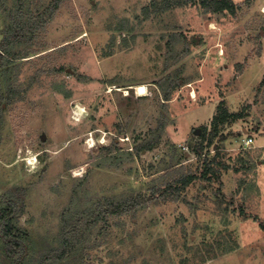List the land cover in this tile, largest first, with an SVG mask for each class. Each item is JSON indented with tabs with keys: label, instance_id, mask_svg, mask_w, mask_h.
I'll return each mask as SVG.
<instances>
[{
	"label": "rangeland",
	"instance_id": "1",
	"mask_svg": "<svg viewBox=\"0 0 264 264\" xmlns=\"http://www.w3.org/2000/svg\"><path fill=\"white\" fill-rule=\"evenodd\" d=\"M168 1L63 0L43 46L9 67L22 94L0 113V211L10 204L18 216L21 264H42L60 245L67 214L149 197L189 171L198 179L181 195L100 223L86 248L59 264H264V0H232L235 15L207 12L200 0L168 9ZM6 22L0 8V43ZM175 76L166 102L157 83L169 91ZM0 81L5 94V75ZM221 105L241 117L221 124L209 146ZM248 136L256 148H245ZM145 139L155 147L136 155ZM202 142L212 180L201 177ZM0 264H20L1 236Z\"/></svg>",
	"mask_w": 264,
	"mask_h": 264
},
{
	"label": "trees",
	"instance_id": "2",
	"mask_svg": "<svg viewBox=\"0 0 264 264\" xmlns=\"http://www.w3.org/2000/svg\"><path fill=\"white\" fill-rule=\"evenodd\" d=\"M63 0H53L52 4L45 11L41 12L40 9L32 10L31 0H13V4H10V0H0V8L5 13L9 22L5 23L3 34L4 38L0 43V79L1 75L6 77L7 92H2V86L0 81V113L3 110L5 102L13 103L17 98L21 97L22 90L19 91L20 85L10 83L7 80V73L11 65L21 59L29 57V53L36 51L34 46L42 47L39 44L41 37L45 35L50 22L55 17L57 11L61 8ZM201 5L205 8V11H213L224 13L228 11L230 14L235 15L236 6L232 0H200ZM177 5L176 0L168 1L165 8ZM163 7V9H165ZM37 43L39 45H37ZM27 45V49L23 50V46ZM167 84H169V91H166L163 83H157L160 90L163 91L164 101L169 102L171 95L178 88L180 80L177 76L169 77ZM1 117V114H0ZM230 117H241L239 114L232 116L227 110L223 108V105L219 106V114L213 118L212 134L207 138L206 132H203L202 137L205 141L208 140V145H213L214 139L218 136V129L221 124L226 123ZM156 142L152 140H143L142 145L136 148V155H140L143 150H152L155 147ZM204 142L199 144L195 149L196 154L200 158H204V171L201 175L202 178H209L216 175L214 166V158L212 161H208L205 156ZM216 149H219L216 147ZM117 150L116 143L114 142L111 147L103 149L105 156H111L113 152ZM217 156L219 152L217 151ZM239 161H244L239 159ZM248 161V162H247ZM244 162L251 163L250 160ZM184 171V167L180 166ZM225 169H229L225 166ZM86 178V177H85ZM198 179V176L194 172H187L178 176L172 182H166L163 186L157 187L152 190V194L146 197L142 194L131 195L128 198L119 200H97L95 203L88 204L87 207L79 210L76 213H69L63 219V225L59 234V246L46 256L42 264H59L60 262L69 259L70 257L77 256L80 250L86 248L91 232L99 226L100 223L108 222L111 218H121L130 213H136L137 211L144 209L149 203H157L159 199L164 201H172L175 198V194L181 195V192L189 187L194 181ZM216 179H219L216 176ZM84 182V179L81 180ZM12 206L3 207L0 211V236L4 241V252L10 259H13L21 264L25 260L27 253L26 246L21 240L22 231L16 228L15 222L18 221L13 216ZM24 257V258H23Z\"/></svg>",
	"mask_w": 264,
	"mask_h": 264
},
{
	"label": "bare ground",
	"instance_id": "3",
	"mask_svg": "<svg viewBox=\"0 0 264 264\" xmlns=\"http://www.w3.org/2000/svg\"><path fill=\"white\" fill-rule=\"evenodd\" d=\"M212 29H213V28H212ZM135 90H136V92H137L138 95H144V94H146V90H147V88H146V86H144V85H137V86L135 87ZM193 97H195V92L193 93ZM74 112H75V111H74ZM76 116L79 117V116H80V112H77V113H76ZM80 120H81V118H80ZM76 121H77V120H76ZM35 164H36L35 159H29V165H30L31 167H35Z\"/></svg>",
	"mask_w": 264,
	"mask_h": 264
},
{
	"label": "built area",
	"instance_id": "4",
	"mask_svg": "<svg viewBox=\"0 0 264 264\" xmlns=\"http://www.w3.org/2000/svg\"><path fill=\"white\" fill-rule=\"evenodd\" d=\"M195 98V97H194ZM245 143V148L249 149V148H256L257 146H255V140L253 137L248 136L247 138H245L244 140ZM260 148L264 149V145L261 146ZM182 149H184L185 151L188 150V147L186 145L182 146Z\"/></svg>",
	"mask_w": 264,
	"mask_h": 264
},
{
	"label": "water",
	"instance_id": "5",
	"mask_svg": "<svg viewBox=\"0 0 264 264\" xmlns=\"http://www.w3.org/2000/svg\"><path fill=\"white\" fill-rule=\"evenodd\" d=\"M199 132H200V130H197L195 133H196V134H199ZM45 139H46V137L43 136L42 140L44 141Z\"/></svg>",
	"mask_w": 264,
	"mask_h": 264
},
{
	"label": "crops",
	"instance_id": "6",
	"mask_svg": "<svg viewBox=\"0 0 264 264\" xmlns=\"http://www.w3.org/2000/svg\"><path fill=\"white\" fill-rule=\"evenodd\" d=\"M228 112L231 114V112L228 110ZM215 117V116H214ZM213 117V118H214ZM221 138L223 139V140H226V138L225 137H223V136H221Z\"/></svg>",
	"mask_w": 264,
	"mask_h": 264
}]
</instances>
